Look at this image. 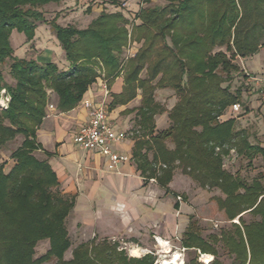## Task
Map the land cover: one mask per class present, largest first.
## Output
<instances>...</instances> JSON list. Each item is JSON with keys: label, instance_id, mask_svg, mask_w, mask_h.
Here are the masks:
<instances>
[{"label": "trees", "instance_id": "trees-1", "mask_svg": "<svg viewBox=\"0 0 264 264\" xmlns=\"http://www.w3.org/2000/svg\"><path fill=\"white\" fill-rule=\"evenodd\" d=\"M60 0H0V98L6 90L8 107L0 106V151L23 135L22 144L12 153L16 161L9 172L0 169V264H43L53 258L58 264H154L156 256L147 253L131 257L119 241L96 238L79 244L67 260L71 246L67 218L74 211L76 197L63 193L61 182L48 158L35 152L44 150L37 131L57 97L61 112L73 110L88 88L104 70L109 86L123 68L130 40L143 41L130 58L122 93L113 95L114 108L136 98L138 108L132 132V159L145 183L154 179L169 190L177 167L204 187L219 188L224 198L220 207L229 220L239 223L221 236L205 238L193 216L184 232L182 246L196 253L215 255L210 264H222L217 244L223 243L234 256L233 264H264V182L251 183L224 167L232 150L253 160L264 148L250 141L245 130H236V119L220 121L222 115L240 102V90L224 85L238 70L226 47L246 58L264 46V0H166L163 6L142 7L129 33V19L122 11H102L88 27L63 26L58 16L47 21L41 8ZM118 4L119 0H92ZM150 2V0H146ZM39 22L50 24L65 52L66 68L55 61L40 62L19 57L11 44L14 30L34 40ZM10 60L9 76L5 67ZM146 76L142 77V72ZM158 88L175 90L178 101L169 110L171 126L157 131L155 117L166 110L155 97ZM174 143L169 148L167 141ZM49 156V153H47ZM179 208V202L175 204ZM245 212L259 216L247 223ZM247 240H246V238ZM49 239L50 248L35 257L40 240ZM247 242V243H246ZM200 251V253H198ZM250 256V259H249Z\"/></svg>", "mask_w": 264, "mask_h": 264}, {"label": "rangeland", "instance_id": "rangeland-1", "mask_svg": "<svg viewBox=\"0 0 264 264\" xmlns=\"http://www.w3.org/2000/svg\"><path fill=\"white\" fill-rule=\"evenodd\" d=\"M167 3L166 0H119L118 4H111L103 1H92V0H60L59 2H51L44 5L41 10L44 13L47 21H51L56 16H58L57 22L63 26L74 25L78 28L84 29L89 26V24L97 18L102 11L115 12L122 11L124 15L129 19V24L127 28L129 33H132L134 25L139 24L140 20L137 19L136 15L142 7L146 6H163ZM59 41L57 40L54 32L51 29L50 24L45 22H39L36 29V36L33 41L28 42L24 33L13 31L11 35V44L15 50V55L19 57H27L41 60L40 62H47L49 58L57 57V63L62 67L65 52L61 47ZM135 44L136 48H140L143 45V41L139 42L136 40H130L126 48L129 45ZM60 47V48H59ZM61 49V50H60ZM218 50L225 51L230 59L233 60L238 66V70L233 74L232 77L228 78L224 85L229 84L231 91L236 92L240 90L241 99L240 111L238 113H231L229 109L227 110V115L221 117L220 121L229 119L231 116L236 119V130H245L250 137V141L254 144L261 145L264 147V100L258 92H255V88L252 81H250L251 75H256L264 71V46H261L260 51L250 57H242L237 54L234 57V52H229L226 47H221ZM126 54V51H125ZM124 54V55H125ZM63 55V57H62ZM63 59V60H62ZM38 60V61H39ZM46 60V61H43ZM66 60V58H65ZM129 59L125 60L122 68L123 75L126 74L129 68ZM10 60L7 62L5 67V77L9 83H12V79L9 76V66ZM99 69V68H98ZM146 76V71L142 72V77ZM50 96H54L53 91H51ZM156 100L169 110L174 101H178V95L175 90L170 88H158L155 91ZM176 97V100L173 98ZM11 99L10 94L6 90L1 91L0 106L8 107L9 101ZM48 107V106H47ZM161 114V113H160ZM135 127V125H133ZM141 133H132V137L136 138L140 136ZM24 140L23 135H17V137L9 142H7L2 150L0 151V169L2 168L5 172H9L11 168L15 165L16 161L12 157V153L22 144ZM169 148H174V143L171 140L167 141ZM36 156L40 159H45L41 152L38 150L35 152ZM224 167L239 175L247 183H251L256 178H262L264 182V154L259 153L250 160L246 156H239L235 150L224 158ZM174 180L172 187H170L169 194L173 198L174 202L179 201L184 202L187 208L191 212L189 216H193L196 225L199 227L201 234L205 238H209L210 235L221 236V233L225 230L231 229L232 223H239V217L236 219L229 220L225 211L219 205V199L224 198L225 195L219 188L204 187L189 174H185L181 167H177L174 172ZM171 181V182H172ZM178 196L181 197L178 198ZM244 219L247 223L259 220L260 217L253 215L250 212H245ZM67 227L69 230V236L71 240L70 248L65 252L64 258L69 260L73 256V250L81 243L90 241L96 238L98 241L101 239H108L110 242L119 241L121 245L127 249L128 255L131 257H142L144 253H153L156 256V261L154 264H163L166 259L164 256H169L172 253L178 252L176 247H173V251L164 253L163 249H156L155 244L152 242L151 247L149 246L145 251H140L139 255H134L132 249L136 246L137 241H130L132 239H127L125 236L119 238H109L100 234L93 236L92 228H85L82 223H78L75 219L73 212L67 218ZM246 238V237H245ZM175 239V238H174ZM210 239V238H209ZM247 240V238H246ZM153 241H155L153 239ZM177 243L178 240H175ZM175 242V243H176ZM247 243V242H246ZM172 245L175 244L172 242ZM50 248L49 239L40 240L36 246L35 257H40L44 255ZM180 248V247H179ZM218 258L222 264H233L234 256L229 253L223 243L217 244ZM149 250V251H147ZM151 251V252H150ZM183 254L181 251H179ZM200 253V251L198 252ZM205 254H200L198 260H193L196 253L190 250L184 252L186 264H210L215 255L212 256V260L206 263L203 259ZM169 258V257H168ZM250 259V256H249ZM43 264H58L57 259L53 258Z\"/></svg>", "mask_w": 264, "mask_h": 264}, {"label": "crops", "instance_id": "crops-1", "mask_svg": "<svg viewBox=\"0 0 264 264\" xmlns=\"http://www.w3.org/2000/svg\"><path fill=\"white\" fill-rule=\"evenodd\" d=\"M48 61L58 60L55 57L49 58ZM67 65L68 62L64 58L62 66L66 68ZM124 84L121 70L110 84V105L113 95L122 93ZM102 98L98 78L71 111H59L54 94L51 104H54L55 109L47 107V115L37 131L38 140L44 148L41 155L48 158L57 173L61 191L76 197L73 215L85 228H92L93 236L100 234L111 239L125 236L132 239L130 241H137L140 251L151 247L152 242L156 249H163V246L156 242V237H159L165 241L170 240L180 251L191 213L187 203L178 201L179 208H176L177 201L174 202L169 194L173 181L169 184V190L153 179L145 183L132 159L135 144L132 128L136 124L137 111L143 100L142 91L138 90L136 98L129 103L110 107V117L115 128L124 130L127 134L126 139L115 143L113 148L130 156V160L121 163L117 171L107 169V159L103 155L83 150L75 143V136L89 117L83 102ZM173 100H176V97ZM176 103L177 100L168 107L169 110ZM169 110L156 115L157 131L171 126ZM229 112L235 113L230 108ZM227 113L222 115V118Z\"/></svg>", "mask_w": 264, "mask_h": 264}, {"label": "built area", "instance_id": "built-area-1", "mask_svg": "<svg viewBox=\"0 0 264 264\" xmlns=\"http://www.w3.org/2000/svg\"><path fill=\"white\" fill-rule=\"evenodd\" d=\"M125 51V60H127L135 57L138 49L135 44H133L129 45ZM98 73L103 98L99 100L88 99L83 102L84 107L89 112V117L88 121L80 127L75 136V143L83 150L100 153L107 159V169L109 171H117L121 163L130 160V156L116 151L113 148V145L126 139L127 134L124 130L115 128V125L113 124L110 117V103L108 101V98L110 97L108 79L105 77L104 70L98 69ZM247 74L250 76V81H252L255 86L253 90L258 92L264 100V71L256 75ZM48 107L51 110L55 109L54 104H49ZM230 109L233 112L238 113L240 111V104L235 103ZM163 241L166 245L170 246L171 251L175 249L170 240ZM156 242L163 246L161 238L156 237ZM180 251L183 253L181 255L185 262L184 252L186 251V248L182 247ZM165 262L163 264H166Z\"/></svg>", "mask_w": 264, "mask_h": 264}, {"label": "bare ground", "instance_id": "bare-ground-1", "mask_svg": "<svg viewBox=\"0 0 264 264\" xmlns=\"http://www.w3.org/2000/svg\"><path fill=\"white\" fill-rule=\"evenodd\" d=\"M161 243L163 245V248H164V253H169L170 252V246L166 245V243L161 239ZM132 252L134 255H139L140 254V249L138 247H134L132 249ZM169 257V258H168ZM164 258L166 259V264L168 263H171V264H186L183 260V256L181 255V253L178 251V252H175V253H172L171 255L169 256H164ZM203 259L206 263H209L211 260H212V256L211 255H208V254H205L203 256Z\"/></svg>", "mask_w": 264, "mask_h": 264}, {"label": "water", "instance_id": "water-1", "mask_svg": "<svg viewBox=\"0 0 264 264\" xmlns=\"http://www.w3.org/2000/svg\"><path fill=\"white\" fill-rule=\"evenodd\" d=\"M168 264H171V263H168Z\"/></svg>", "mask_w": 264, "mask_h": 264}]
</instances>
